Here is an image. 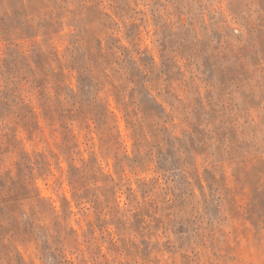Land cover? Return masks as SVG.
Instances as JSON below:
<instances>
[{
	"label": "clouds",
	"instance_id": "clouds-1",
	"mask_svg": "<svg viewBox=\"0 0 264 264\" xmlns=\"http://www.w3.org/2000/svg\"><path fill=\"white\" fill-rule=\"evenodd\" d=\"M0 264H264V0H0Z\"/></svg>",
	"mask_w": 264,
	"mask_h": 264
}]
</instances>
